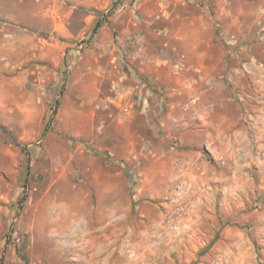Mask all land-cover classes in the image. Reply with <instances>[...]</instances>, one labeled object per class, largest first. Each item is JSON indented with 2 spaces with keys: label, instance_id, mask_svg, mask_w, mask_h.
<instances>
[{
  "label": "rangeland",
  "instance_id": "374dc122",
  "mask_svg": "<svg viewBox=\"0 0 264 264\" xmlns=\"http://www.w3.org/2000/svg\"><path fill=\"white\" fill-rule=\"evenodd\" d=\"M0 264H264V0H0Z\"/></svg>",
  "mask_w": 264,
  "mask_h": 264
},
{
  "label": "trees",
  "instance_id": "16d2710c",
  "mask_svg": "<svg viewBox=\"0 0 264 264\" xmlns=\"http://www.w3.org/2000/svg\"><path fill=\"white\" fill-rule=\"evenodd\" d=\"M105 18H106V17H105ZM103 23H104V18H100V19L97 21V23H96V25H95V27H94V32L98 31V29L103 25ZM24 149H25V147H24Z\"/></svg>",
  "mask_w": 264,
  "mask_h": 264
},
{
  "label": "crops",
  "instance_id": "0c3cea01",
  "mask_svg": "<svg viewBox=\"0 0 264 264\" xmlns=\"http://www.w3.org/2000/svg\"><path fill=\"white\" fill-rule=\"evenodd\" d=\"M142 71H145L144 69Z\"/></svg>",
  "mask_w": 264,
  "mask_h": 264
}]
</instances>
